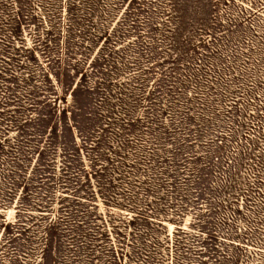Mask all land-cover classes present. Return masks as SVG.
I'll use <instances>...</instances> for the list:
<instances>
[{
    "label": "rangeland",
    "instance_id": "obj_1",
    "mask_svg": "<svg viewBox=\"0 0 264 264\" xmlns=\"http://www.w3.org/2000/svg\"><path fill=\"white\" fill-rule=\"evenodd\" d=\"M0 264H264V0H0Z\"/></svg>",
    "mask_w": 264,
    "mask_h": 264
},
{
    "label": "trees",
    "instance_id": "obj_2",
    "mask_svg": "<svg viewBox=\"0 0 264 264\" xmlns=\"http://www.w3.org/2000/svg\"><path fill=\"white\" fill-rule=\"evenodd\" d=\"M74 92V90L71 92V93H73ZM64 111V110H63Z\"/></svg>",
    "mask_w": 264,
    "mask_h": 264
}]
</instances>
